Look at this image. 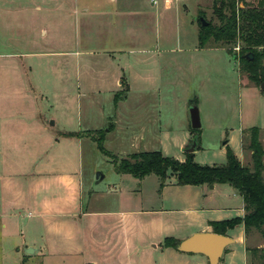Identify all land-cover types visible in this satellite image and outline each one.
<instances>
[{
	"label": "rangeland",
	"instance_id": "obj_1",
	"mask_svg": "<svg viewBox=\"0 0 264 264\" xmlns=\"http://www.w3.org/2000/svg\"><path fill=\"white\" fill-rule=\"evenodd\" d=\"M213 1L171 0L167 6L165 0H120L124 6L138 3L149 10L146 28L151 38L137 40L123 34L107 36L111 26L102 20L116 3L113 0H0V171L27 168L37 155L41 161L66 163L81 171L84 204L90 197L96 206L105 201L114 204L118 196L122 204L149 210L132 216L137 254L130 253L129 258L122 242L110 258L99 246H89L84 252L99 264H126L130 259L134 264L155 260L175 264L177 258L165 250L167 235L183 239L211 220L241 215V196L227 181L179 184L170 175L161 186L155 173L138 177L117 170L122 157L139 150L158 149L182 161L187 156L184 144L194 134L198 163H225L227 148L245 165L250 159L249 150L243 155L241 149V129L264 124V97L261 85L240 67L239 47L229 52L225 44L212 39L199 44L200 13L207 20H219ZM152 31L157 48H162L158 79L155 85H135L126 102L122 98L116 107L114 97L92 85L98 83L94 67L101 68L103 62L93 63L88 50L132 49L126 57L138 56L140 45H150ZM115 61L114 57L104 66L110 68ZM191 101L198 104L201 120L194 133ZM61 125L74 132L92 129L93 136L99 133L95 128H102L105 149L92 135L75 139L72 145L67 139L55 144ZM242 231L241 222L228 228L227 234L235 239L228 248L234 254L224 256L220 264H244ZM255 231L249 233L250 246L264 240ZM21 240L0 224V264H78V256L70 252L28 256ZM259 261L251 254L249 264Z\"/></svg>",
	"mask_w": 264,
	"mask_h": 264
},
{
	"label": "crops",
	"instance_id": "obj_2",
	"mask_svg": "<svg viewBox=\"0 0 264 264\" xmlns=\"http://www.w3.org/2000/svg\"><path fill=\"white\" fill-rule=\"evenodd\" d=\"M113 2H116V0H113ZM116 3H113L112 10L109 9L103 15L102 22L105 21L111 26L108 27L110 30L107 32V36L110 37L114 34L115 38L117 36L120 38V35L123 34L122 37L126 36L130 39L144 40L147 37L151 38L146 28L150 22L149 10L138 3L135 5L126 4L125 6L120 4V0ZM166 3L169 6V2ZM117 12L122 13V15ZM152 12L151 10L150 14ZM129 18H131V21H129ZM152 18L154 19V17ZM117 24L119 27H117ZM152 33L150 45H140V48H138L140 55L138 56L130 57L128 55L126 57V53H130L132 49L100 48L88 50L93 56V63L96 60L103 62L101 68L97 69L99 66L94 67L96 68L94 72L98 74L96 80L98 83L92 84L94 89L103 90L112 98L117 91L126 86L128 87L127 94L123 101L122 99L119 100L126 102L135 85L149 84V82L155 85L158 79L157 74H159L156 66L160 59L158 52L160 49V52H162V48H157L156 35L153 31ZM163 49L168 50L165 47ZM114 57L116 60L115 65H110V68L105 67L104 64L106 62L111 63ZM147 67H150L149 72ZM89 70L94 73L91 68ZM262 96L264 97V94ZM119 101L116 107L119 106ZM259 127L264 130L262 122ZM88 130L91 131L92 129H86L85 131L81 129L78 136H70L63 133L70 130L62 126V128H59V135L55 136V140H53L55 144H59L63 139H67V143L72 145L76 141L75 139L80 141L83 137H91L87 133ZM261 140L264 146V133ZM241 149L243 155L248 152L242 147V138ZM249 152L251 154V150ZM32 158L33 162H30L31 166L27 168L11 167V169L8 168L9 170L0 171V224L3 230L9 233L13 232L15 236H19L25 248L30 245L33 246L34 250L32 252H26L28 256L39 254L47 258L49 255L70 252L78 256V264L89 262L99 264L96 258L88 256L84 251L89 246H99L104 250V255L110 258L113 251L115 254L120 242L128 248L129 258L132 256L130 253L137 254V248L135 244H132L134 231L132 216L135 213L149 211L148 209H134L130 203L123 202L122 204V198L118 196L114 198V204H107L105 201L96 206L91 203V197L88 203L84 204L83 175L81 171L74 167L69 168L66 163L54 165L46 160L41 161L37 155H33ZM239 159L241 160V157ZM250 159L247 161V166L251 165ZM238 193L240 194L239 191ZM240 196L242 201L240 216H242L245 210L242 195L240 194ZM94 197H97V195ZM99 197H101L100 194ZM241 223L243 225L244 264H249L251 252L247 247H262L264 240L260 241L259 239L257 244L250 246L248 241L250 235L245 232L244 224ZM201 230L213 231V226L211 224L203 225ZM255 230L253 229L251 234L257 233ZM96 231L98 236H94ZM230 244L225 247L219 264L224 256L234 254V250L228 248ZM165 250L177 258L178 261L175 264H209L207 256L203 253L178 252L179 250H174L170 245H165ZM152 262L151 264H161L156 260ZM135 263L137 264V261ZM126 264H134L133 259L128 260Z\"/></svg>",
	"mask_w": 264,
	"mask_h": 264
},
{
	"label": "trees",
	"instance_id": "obj_3",
	"mask_svg": "<svg viewBox=\"0 0 264 264\" xmlns=\"http://www.w3.org/2000/svg\"><path fill=\"white\" fill-rule=\"evenodd\" d=\"M214 12L218 21L208 20L202 25L198 20V42L205 45L210 39L225 44L230 52L233 47H239V64L247 77L259 85L264 81V0L257 2L247 0H214ZM205 15L204 13H200ZM252 53L249 57L248 53ZM236 57V54H234ZM128 87L117 91L114 101L124 98ZM264 94V87H260ZM191 103H196L191 101ZM197 129L190 128L194 133ZM98 131L96 136L88 130V134L98 140L101 149L104 130ZM262 129L258 125L242 128V147L251 150V165L241 163L237 154L227 148L225 163L208 165L194 160V152L186 151L187 156L182 161L173 156L163 154L158 149L132 151L128 156L122 157L117 170L133 172L138 177L155 173L160 185H164L170 175H175L176 183H189L199 185L202 182L227 181L237 188L244 201V214L228 219L211 220L214 232L226 233L238 222H243L245 232L249 234L252 229L258 230L264 238V146L262 144ZM65 135L78 136V132L65 131ZM195 135V134H194ZM193 135V136H194ZM227 142V141H225ZM197 148V147H196ZM180 239L167 235L164 244L176 246ZM252 257H257L260 264H264V245L262 247H247ZM87 264H92L91 262Z\"/></svg>",
	"mask_w": 264,
	"mask_h": 264
},
{
	"label": "water",
	"instance_id": "obj_4",
	"mask_svg": "<svg viewBox=\"0 0 264 264\" xmlns=\"http://www.w3.org/2000/svg\"><path fill=\"white\" fill-rule=\"evenodd\" d=\"M199 20L202 25H206L208 20L204 15L200 14ZM249 57H252V53H248ZM235 57V55H234ZM264 87V82L261 84V88ZM190 116H191V126L194 129H198L201 125V120L199 116L198 104H190ZM54 121L52 120V123ZM197 147V136L196 134L192 137L191 141L184 145L185 151H192ZM103 176L102 172H98L97 177L101 178ZM233 242V238L227 233L214 232L210 230H201L193 232L183 239H180L176 244L175 248L179 251L193 252V253H203L207 256L209 264H219V260L223 255L225 247ZM33 246H28L26 248L27 252L33 251Z\"/></svg>",
	"mask_w": 264,
	"mask_h": 264
},
{
	"label": "built area",
	"instance_id": "obj_5",
	"mask_svg": "<svg viewBox=\"0 0 264 264\" xmlns=\"http://www.w3.org/2000/svg\"><path fill=\"white\" fill-rule=\"evenodd\" d=\"M166 2H170L171 0H165ZM154 2H156V0H154ZM237 47V46H236Z\"/></svg>",
	"mask_w": 264,
	"mask_h": 264
}]
</instances>
